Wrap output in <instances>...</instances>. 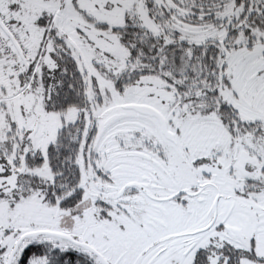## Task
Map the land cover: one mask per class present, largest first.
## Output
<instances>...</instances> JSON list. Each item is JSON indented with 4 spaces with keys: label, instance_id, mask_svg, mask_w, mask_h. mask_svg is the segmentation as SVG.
I'll use <instances>...</instances> for the list:
<instances>
[{
    "label": "snow or ice",
    "instance_id": "obj_1",
    "mask_svg": "<svg viewBox=\"0 0 264 264\" xmlns=\"http://www.w3.org/2000/svg\"><path fill=\"white\" fill-rule=\"evenodd\" d=\"M0 264H264V0H0Z\"/></svg>",
    "mask_w": 264,
    "mask_h": 264
}]
</instances>
